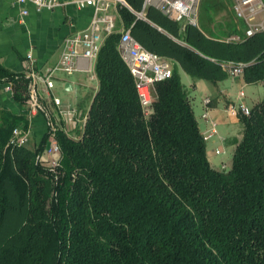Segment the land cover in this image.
<instances>
[{
    "label": "trees",
    "instance_id": "trees-1",
    "mask_svg": "<svg viewBox=\"0 0 264 264\" xmlns=\"http://www.w3.org/2000/svg\"><path fill=\"white\" fill-rule=\"evenodd\" d=\"M127 2L141 9V0ZM118 14L120 27L174 62L172 75L155 83L144 108L120 34H109L84 126L76 137L56 132L55 168L36 161L47 132L11 143L12 128L28 121L0 108V264H264V98L240 113L241 139L229 165L216 168L179 74L216 83L228 74L221 63L232 60L247 63L245 82H258L264 33L226 42L154 7L145 19L125 6ZM6 82L22 105L24 72L0 63Z\"/></svg>",
    "mask_w": 264,
    "mask_h": 264
},
{
    "label": "built area",
    "instance_id": "built-area-1",
    "mask_svg": "<svg viewBox=\"0 0 264 264\" xmlns=\"http://www.w3.org/2000/svg\"><path fill=\"white\" fill-rule=\"evenodd\" d=\"M25 5L31 3L37 10L54 9L68 3L78 7L91 6L93 15L89 25L77 30L63 40V46L58 61L47 67L37 66L32 60L25 65L24 74L28 78L27 97L22 104L29 116L42 114L45 121L47 141L42 152L37 154L36 161L42 165L55 168L59 165L61 148L56 132L62 129L67 135L76 137L77 130L82 129L88 118V110H80L75 106L65 104L60 97L53 93L55 78L58 73L70 75L77 70L93 72L94 63L105 38L118 31L120 34L118 50L121 58L128 66L134 77L135 86L144 108L149 107L154 94L156 82L165 80L172 75V62L146 48L131 33V26H119L118 8L125 6L139 18H146L144 12L148 7H154L164 16L184 26L198 24V10L201 0H141L139 11L134 10L127 0H17ZM235 17L244 22L243 35L233 33L225 37L226 42H239L258 32L264 33V2L263 0H234L232 5ZM21 13L27 14L24 7ZM141 15V16H140ZM30 57V56H29ZM31 59V58H30ZM230 75H243L245 62L224 61L221 63ZM264 84V78L260 80ZM11 96L10 83H0ZM239 95H243L240 90ZM209 98L204 100L208 108ZM228 112L249 114V107L239 103L227 107ZM210 126L203 133L206 141L217 134L216 122L210 118L206 109L202 114ZM30 140V129L15 126L12 128L10 142L16 145L27 144ZM219 149L215 153H220ZM221 168H225L222 164Z\"/></svg>",
    "mask_w": 264,
    "mask_h": 264
},
{
    "label": "crops",
    "instance_id": "crops-1",
    "mask_svg": "<svg viewBox=\"0 0 264 264\" xmlns=\"http://www.w3.org/2000/svg\"><path fill=\"white\" fill-rule=\"evenodd\" d=\"M206 1L200 2L197 25L207 37L219 39L242 32L244 22L235 17L232 9L234 0H209L210 6L215 8L213 17L219 23L216 27H210L205 16H202ZM24 7L27 8L28 13L23 15L21 10ZM92 15L91 6L78 7L68 3L54 9L37 10L31 3L23 5L17 0H0V63L13 72H24L25 65L30 60L40 67L55 64L60 57L64 38L77 30L86 28ZM206 30H213L214 33ZM182 73L183 70L180 68V77ZM182 83L190 88L192 105L201 132L210 130L208 120L202 116L206 109L210 118L216 122L217 134L206 140L210 164L216 168H221L222 164L227 167L242 136L240 112L231 114L227 107L234 105L236 108L239 103H243L250 108L264 98V84L257 82L262 88L254 90V99L251 103H247L244 99L246 95L244 88L254 82H245L243 75L227 74L216 83L205 79L193 81L192 78L188 84ZM97 87L98 81L94 68L93 72L77 70L70 75L58 73L53 93L65 104L85 111ZM240 90L243 91L242 96L239 95ZM206 98L210 99L208 108L204 104ZM0 108L24 115L30 129V141L31 138L33 142L40 140L46 130L42 114L29 116L23 106L15 101L2 85H0ZM216 149L221 152L215 153Z\"/></svg>",
    "mask_w": 264,
    "mask_h": 264
},
{
    "label": "rangeland",
    "instance_id": "rangeland-1",
    "mask_svg": "<svg viewBox=\"0 0 264 264\" xmlns=\"http://www.w3.org/2000/svg\"><path fill=\"white\" fill-rule=\"evenodd\" d=\"M210 3L209 0H207L205 3H204V8H203V11H202V16L204 15L205 16V19L209 22L210 24V27H216V26H219V23L216 22V20L214 19L213 17V11H214V7H211L210 6ZM139 11V10H138ZM137 15V14H136ZM141 16V15H140ZM144 16H145V12H144ZM142 19H145L142 17ZM195 26H198V25H195ZM208 31V30H206ZM209 33H214L213 30L211 31H208ZM228 36V35H227ZM227 36H223V37H220L219 40L221 41H225V37ZM171 60V59H170ZM173 62V61H172ZM174 64V62H173ZM181 77H182V82L188 84L189 80H190V76L183 70V73L181 74ZM262 87H260V85L257 83V82H254L252 84H249L247 85L244 89H245V101L247 103H251V101L254 99V90H259L261 89ZM236 87L234 88V90L236 91ZM31 141L33 142L32 138H31Z\"/></svg>",
    "mask_w": 264,
    "mask_h": 264
}]
</instances>
